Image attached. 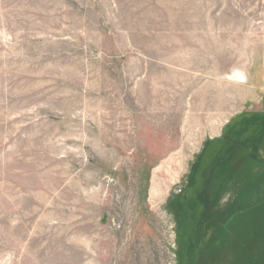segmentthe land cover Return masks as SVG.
<instances>
[{"label": "rangeland", "instance_id": "1", "mask_svg": "<svg viewBox=\"0 0 264 264\" xmlns=\"http://www.w3.org/2000/svg\"><path fill=\"white\" fill-rule=\"evenodd\" d=\"M0 264H264V0H0Z\"/></svg>", "mask_w": 264, "mask_h": 264}]
</instances>
